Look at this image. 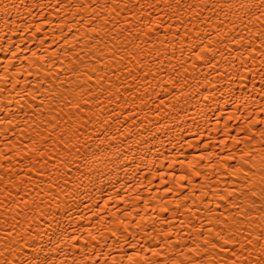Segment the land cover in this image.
Instances as JSON below:
<instances>
[{
	"label": "bare ground",
	"instance_id": "obj_1",
	"mask_svg": "<svg viewBox=\"0 0 264 264\" xmlns=\"http://www.w3.org/2000/svg\"><path fill=\"white\" fill-rule=\"evenodd\" d=\"M57 2L24 0L28 4V8H24L20 0H0V89H4L0 91V106L6 107L8 113L15 112V116L5 118L17 122L8 139L15 143L23 137L30 145L31 139L35 138L43 144L45 151V158L32 165H29L28 159L17 155L14 149L8 153V161H0V176H4L0 187H8L12 193L10 200H28V207L20 205L24 215L20 217L18 227L21 230L27 227L24 217H31L33 210H37L32 201L34 198L39 200L38 189L28 192V188L46 177L35 176L29 185L21 184L17 189L13 187L18 179L17 173L24 176L21 169L26 166L40 169L42 165L54 173L53 165L58 161H49L47 154L52 152L53 156H63L66 151L62 143H56L59 133L54 127L55 120L47 127L44 124L37 126L41 135H37V131H33L25 121L41 118L47 121L49 115L56 117L59 113L60 127H65L64 121L68 119L65 114L74 115L75 108L62 106L68 99L75 105L80 99V92L74 90L82 83V91L91 104L80 105L79 119L81 122L90 121L89 131L94 130L93 135L104 133L101 139L108 135L112 137L106 140L112 162L107 163L106 167L101 165L105 175L91 186L93 191L80 190V199L74 201L78 207L72 208L73 219L60 213L61 223L71 225L68 234L81 238L77 258L86 257V253L90 255L92 252L99 255L101 251H110L112 257L117 261L123 259L124 264H128L126 254L137 252L140 253L137 264L158 259H162L164 264H174L185 256L192 258L188 248L202 245L200 233L204 237L210 236L205 231L212 227L208 223L212 219L208 208H212L216 215L226 210L225 202L217 200V192L227 195L226 189H241L245 182L243 173L248 164L254 162L260 166L261 157H264V137H261V131H264V99L259 95L264 88V80L259 71L260 60L248 61L251 74L246 75L243 87L239 79L233 81L225 77L226 71L243 70L233 68L221 55L216 57L218 68L206 67L187 51L183 53L182 60L179 43L175 50L166 47L172 41V34L165 35V25L175 21L171 19L172 10L166 6L168 0H161L156 10L145 9L143 16L132 19L128 26H135L132 36H120L121 41L127 36L129 51H136L137 55L131 60L125 59L123 63L117 62L116 75H112L109 68L95 73L97 76L107 74V79L89 86L87 77L81 81L72 71L77 66L73 63V57L80 46L73 44L71 48L67 47V43L74 39L67 32L68 27H73L74 31L78 28L83 37L86 24H81L80 20L83 18L87 21L89 13L82 11L74 20L76 9H58ZM63 2L78 4L81 0ZM87 2L91 3L92 0ZM188 2L195 0H185V3ZM208 2L224 3L225 0ZM13 4L19 7H13ZM132 11L135 9L122 13L120 17L113 14L112 22L107 27L111 29L118 24L123 29L124 20ZM227 11L225 8L218 13H198V16L211 20V24L199 25L201 33L211 32L217 24V16L223 20ZM103 17L109 18V14L104 12ZM157 18H162L159 28L155 24ZM230 18L236 19L234 16ZM150 20L153 22V32L145 35L141 30ZM93 25L100 27V36L107 39L102 20H94ZM193 26L195 18L193 25H188ZM38 27L41 29L39 32L36 31ZM251 27L258 28V24L254 21ZM229 29L225 43L213 47H219L223 55H227L231 47L233 54L239 56L228 40L238 39L237 32L240 30L247 35V30L242 24L237 28L229 25ZM172 32H175V28ZM136 34H139V39L135 40L140 45L139 49L133 47ZM100 48L107 56L103 45ZM121 55L127 57L128 53L121 52ZM61 61L64 63L61 64ZM105 62L112 63L110 60ZM92 63V60L85 61L89 69ZM181 63L184 68H181ZM194 64L196 66L193 68ZM233 64L238 65L239 61ZM125 65L131 70V76L125 70ZM97 67L100 65L97 64ZM147 70H151L156 78L153 79L152 75L143 78L142 74ZM60 81L65 83L61 85ZM100 84H103V88ZM26 90L28 93L35 92L36 99L33 100L31 95H21ZM89 90L91 95H87ZM205 96L208 98L205 99ZM41 101L43 117L39 113L34 117L32 108L39 109ZM52 104L56 110L49 113ZM71 124L69 120L67 126ZM4 127L7 125H0V129ZM41 136L47 138L46 142ZM236 140L239 143H235ZM95 144H99V140ZM3 147L5 141L0 137V149ZM54 148H59L60 152L56 153ZM224 157L232 159L226 161ZM29 159L36 160L35 157ZM233 168H240L241 171L233 172ZM6 169L13 171L6 174ZM181 176L184 180L180 179ZM259 179L258 175L254 176V183H258ZM84 183L88 185L87 181ZM3 198V194H0V199ZM49 199L45 197L46 202ZM218 202L221 205L219 209L216 208ZM44 211L49 209L44 208ZM93 211L95 216L92 215ZM105 243L107 248L104 247ZM151 249L162 253V256L153 257ZM87 264H92V261L88 260Z\"/></svg>",
	"mask_w": 264,
	"mask_h": 264
},
{
	"label": "snow or ice",
	"instance_id": "obj_2",
	"mask_svg": "<svg viewBox=\"0 0 264 264\" xmlns=\"http://www.w3.org/2000/svg\"><path fill=\"white\" fill-rule=\"evenodd\" d=\"M160 3L161 0H92L91 3H88L87 0H81L78 4L71 2L65 4L63 0H58V9L67 10L69 7L76 9V13L73 15L74 20L82 11L89 13L87 21L83 18L80 20L81 24H86L83 37L80 36L78 28L74 31L73 27H68L67 30L74 37L71 43L66 41L67 47L71 48L73 44L80 46L73 57V63L77 65L72 69L73 73L80 77L81 81L87 77L89 86L97 81L107 79V74L94 75L104 68L111 69V74L116 75L117 62L123 63L125 59L131 60L137 55L136 51H129L127 42V36L133 35L132 28L135 27L134 25L132 28L128 27L131 25L132 19L143 16L145 9L156 10ZM20 4L24 8H28V4L24 3V0H20ZM166 6L172 10L171 19L175 21V23L165 25V35L172 34V41L166 47L170 46L175 50L176 44L179 43L182 60L183 53L187 51L190 56H194L195 60L202 62L206 67L218 68L219 62L216 61V57L221 55V58L228 61L233 68L243 70L242 72L238 70L225 72L227 79L233 81L239 79L241 87H243V80L246 75L251 74L248 61L260 60L259 71L262 80H264V59H261L264 58V0H225L224 3H209L208 0H195V2L188 3H185V0H168ZM13 7H19V5L13 4ZM225 8L228 11L224 13V19L221 20L217 16V24L213 26L212 31L201 33L199 25L211 24V20L197 14L204 11L218 13ZM131 9H135V11H132L131 15L125 18L123 29L118 24L113 25L111 29L107 27L112 22L113 14L120 17L122 13L129 12ZM104 12L109 14V18L103 17ZM230 16H234L236 19H231ZM194 18L195 26L188 27V25H193ZM96 19L102 20L107 39L100 36V27L93 25V21ZM161 19L157 18L155 21L157 28L161 26ZM254 21L258 24V28L251 27ZM152 23L150 20L141 30L145 35L153 32ZM5 24H8L7 20ZM239 24H242L243 28L247 30V35L244 30H240L237 32L238 39L228 40L230 45L235 46V51L239 52V56L233 54L231 47L228 48L227 55H223L220 53L219 47L214 48L213 45H223L230 33L229 25L232 28H237ZM173 28H175V32H172ZM40 30L39 27L36 28L37 32ZM125 34H127L125 40L121 41L120 36ZM138 39L139 34H136L133 40V47L136 49L140 47L139 44L135 43V40ZM85 41H87L86 44ZM100 45H103V48L107 50V56H105ZM121 45H123L122 48ZM114 48L118 50L113 51ZM85 50H87L86 55L84 54ZM121 52L128 53V56H122ZM87 60L93 61L90 69L85 64ZM106 60H110L112 63L108 64L105 62ZM235 61H239V64H233ZM63 63L61 61V64ZM97 64L100 65L99 68ZM195 66L194 64L192 67ZM181 68H184L183 63H181ZM125 70L129 76L132 75L127 65H125ZM185 70L187 71V69ZM142 75L143 78H147L149 75H152L153 79L156 78L151 70L144 71ZM139 78L137 77V79ZM68 82L72 83V81ZM60 83L63 85L65 81H60ZM109 85H111L110 81ZM100 87L103 88V84H100ZM82 89L83 84L81 83L74 90L80 92V99L76 101L75 105L71 99H68L67 103L62 106L75 108L74 115L65 114L68 116V119L64 121L65 127H60L61 116L59 113L56 117L49 115L47 121L42 118L35 121H25L33 131H37V135H41L37 126L44 124L47 127L55 120L54 127L59 133L56 143H62L66 151L63 156H53L52 152L47 154L49 161L53 159L58 161L57 164L53 165L54 173L46 170L43 165L40 169L26 166V168L21 169L24 176L17 173L18 179L13 185L17 189L21 184L29 185L35 176L46 177L42 182L28 188V192L38 189L39 200L33 199L32 203L36 204L37 210H33L34 214L31 217H24V224L27 227L22 230L18 227L20 217L24 215L20 211V205L24 204L28 207V200L26 198L10 200L9 197L12 196V193L8 191V187H0V194H3L4 197L0 199V264H87L88 260H91L92 264H101V261L103 264H124L123 259L117 261L112 257L110 251L107 253L101 251L99 255L96 252H92L90 255L86 253V257L77 258L81 250L79 245L81 238L69 235L68 227L71 225L64 226L61 223L62 216L60 213L63 212L64 216L70 220L73 219L72 208L78 207L74 201L80 199V190L93 191L91 186L97 184L98 179L105 175V170L101 165L104 164L106 167L107 163L112 162V155L108 152L109 145L106 144V140H111L112 137L108 135L105 139H101L104 133L93 135L94 130L89 131L90 121L81 122L79 119L80 105L91 104V101L85 98L86 94ZM108 90L110 91L111 88L109 87ZM0 91H4V89H0ZM21 95H31L33 100L36 99L35 92L28 93L26 90ZM87 95H91L90 90ZM259 95L264 99V88L260 90ZM204 98L207 99L208 97L205 96ZM55 110V105L52 104L49 107V113ZM43 112V101H41L39 109L32 108L34 117L37 113L43 117ZM15 115V112L8 113L6 107L0 106V125H7V127L0 129V137H3L5 141V147L0 149V161H8V153L13 149L17 155H22L28 159L29 165L43 160L45 158L44 146L35 138L31 139V146L24 141L23 137L15 143L8 139V136L13 134L17 122L5 117ZM69 120L72 121L71 126H67ZM261 122L256 121V123ZM261 137H264V131H261ZM41 139L46 142L47 138L41 136ZM96 140H99V144H95ZM234 142L239 143L238 140ZM111 146L115 147V145ZM54 151L59 153L60 149L54 148ZM29 157H35L36 160L29 159ZM223 159L227 161L232 158L224 157ZM243 163L247 162L244 161ZM12 171L13 169H6L5 173ZM232 171L239 172L241 169L233 168ZM257 175L260 178L259 182L254 183L253 177ZM243 178L245 182L241 189H226L227 195H224L223 192H217V200L225 202V212L216 215L212 208H208L209 216L212 217L208 223L212 227L206 228L205 231L210 236L204 237L203 233H200L203 240L202 245L196 248H188L192 258L185 256L182 261L174 262V264H264V157H261L260 166L254 162L248 164L247 170H244ZM180 179L184 180V177L181 176ZM3 180L4 176H0V181ZM84 181L88 182L87 186ZM16 194H19L18 191ZM45 197H50V199L46 202ZM14 205L15 207H13ZM220 207L218 202L216 208L219 209ZM44 208L49 209V211L45 212ZM92 215L95 216L96 213L93 211ZM68 241H72V243L69 244ZM104 247L107 248L106 243ZM73 249H77V251L74 252ZM151 252L153 257L162 256V253L156 252L155 249H151ZM139 257L140 253L138 252L126 254L128 264H137ZM145 264H164V262L162 259L145 260Z\"/></svg>",
	"mask_w": 264,
	"mask_h": 264
}]
</instances>
